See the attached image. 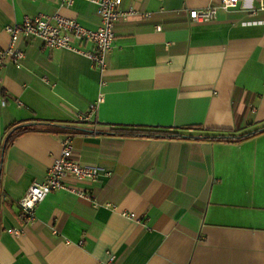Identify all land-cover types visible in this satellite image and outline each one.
<instances>
[{
  "label": "crops",
  "instance_id": "0c3cea01",
  "mask_svg": "<svg viewBox=\"0 0 264 264\" xmlns=\"http://www.w3.org/2000/svg\"><path fill=\"white\" fill-rule=\"evenodd\" d=\"M214 3L123 0L139 14L116 24L104 72L75 51L19 43L20 65L0 70V264H264V132L206 138L264 124V11L254 15L260 0H242L213 22L191 23V10ZM40 15L100 24L86 0H0V49L11 44L8 27ZM100 97L97 114L80 122ZM96 123L100 131L81 133ZM124 127L185 138L110 133ZM67 136L103 175L93 184L69 177L83 195L51 193L26 224L18 204L45 181Z\"/></svg>",
  "mask_w": 264,
  "mask_h": 264
},
{
  "label": "built area",
  "instance_id": "2783aa9c",
  "mask_svg": "<svg viewBox=\"0 0 264 264\" xmlns=\"http://www.w3.org/2000/svg\"><path fill=\"white\" fill-rule=\"evenodd\" d=\"M61 5L72 7L76 0H57ZM97 7L100 17V24L97 30H90L83 27L77 20L55 16H37L26 18L23 24H15L7 28L11 36V44L6 49H0V70L8 63L13 62L20 65L24 59L25 53L19 48V43L27 38H35L43 43L45 48L50 49H68L80 53L91 60L97 69L104 72L107 69V55L114 48L116 43V24L122 20L139 14L138 10L133 8L123 10V0H86ZM242 0H214V4L190 11L191 23L206 24L213 22L217 18L218 9L225 10L236 8ZM257 8H250L252 14L264 11V0H260ZM145 17H151V14H143ZM157 31L162 27L157 26ZM90 42L93 44L91 51H86L77 46L78 43ZM1 82V79H0ZM103 98L100 97L96 102L90 105V109L85 114L78 115V120L82 123L89 122L97 114ZM97 125H83L81 133H86V129H98ZM105 131V130H102ZM62 152L55 159L54 164L49 168L45 181L35 182L22 197L19 204L23 213V219L26 224L33 223L36 220V211L39 205L53 192L70 191L78 195H83L84 191L71 188L67 185V179L72 176L77 182L96 183L102 175V169L97 165L82 163L72 145V136H67L62 140ZM135 218L134 214L129 215ZM11 235L19 238L22 230L11 228ZM110 264H117L115 259H110Z\"/></svg>",
  "mask_w": 264,
  "mask_h": 264
},
{
  "label": "trees",
  "instance_id": "16d2710c",
  "mask_svg": "<svg viewBox=\"0 0 264 264\" xmlns=\"http://www.w3.org/2000/svg\"><path fill=\"white\" fill-rule=\"evenodd\" d=\"M32 128V126L25 125L17 128L15 131H13L7 138V142H9L12 138L15 136L26 132ZM264 132V124L262 127L244 132L240 135L228 132V134H223L219 136H208L207 139L212 140H224V141H243L245 139L251 138L253 136H256L258 134H261ZM110 133H117L123 136H142V137H148V138H168V139H182L185 138V135L179 132L178 130H174L171 128H155V127H124L119 129H113Z\"/></svg>",
  "mask_w": 264,
  "mask_h": 264
},
{
  "label": "water",
  "instance_id": "95a60500",
  "mask_svg": "<svg viewBox=\"0 0 264 264\" xmlns=\"http://www.w3.org/2000/svg\"><path fill=\"white\" fill-rule=\"evenodd\" d=\"M86 130H88V131H92V132H96L97 133V131H100L101 129H86Z\"/></svg>",
  "mask_w": 264,
  "mask_h": 264
}]
</instances>
